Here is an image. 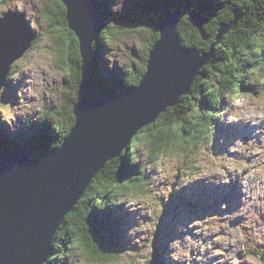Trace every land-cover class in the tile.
Listing matches in <instances>:
<instances>
[{
  "label": "rangeland",
  "instance_id": "374dc122",
  "mask_svg": "<svg viewBox=\"0 0 264 264\" xmlns=\"http://www.w3.org/2000/svg\"><path fill=\"white\" fill-rule=\"evenodd\" d=\"M55 1L0 0V13L8 9L22 11L29 22L33 35L31 47L8 70L9 73L11 71L15 73L11 78L15 84L12 86L3 85V88H0V140L2 141L5 137V145L8 144V147L17 152L27 153L24 147L16 150L13 146L14 143H17L15 141L22 143L23 133L26 141L24 144L30 143L28 132H31L34 127V123L30 120L38 121L48 117L49 110L59 105L63 94H71L70 85L76 75V69L71 64V59L74 61V57L70 56L65 37L61 35V33L63 34L61 28L51 26L53 17L48 18L45 14V10L50 6L52 10L56 9ZM105 1L113 6L114 14L119 13V15L122 14V9L124 6L127 7L128 3V0ZM119 2L120 5H118ZM154 6L156 9L153 13L155 16H159L161 13L159 3H155ZM55 13H58L57 9ZM99 14L101 16V13ZM65 20L66 22L63 24V22H59L60 17L57 18L59 24L63 25L62 28L66 27L67 32L71 31L76 38H80L77 39L80 40L81 47L84 49L83 44L88 45V37L81 39L83 29H78L79 27L75 24L82 20H73V17L70 23L67 18ZM67 37L69 40L71 39L70 35ZM113 41L105 40V52L102 51L103 54H100L98 59V71L105 77L116 73L129 62L134 64L137 60L134 55L140 51V40L135 34L117 36ZM85 47L87 48V46ZM83 65V58H81L80 69ZM8 77L9 75L6 82L9 80ZM81 77L82 74H80L79 81ZM226 78L225 74L221 75L222 81ZM261 84L262 82L259 81L255 86L257 90L253 89V94L246 91L239 94V99L223 98L224 104L221 111L224 112L225 117L222 119L228 124H232V122L236 124L231 128L237 132L236 135L231 137L227 134L226 138L221 136L218 140L212 139L206 148L195 149L196 152L191 155L196 154V156L190 157L184 152L173 153L169 154L166 160L148 164L146 173L151 181V186L149 185L151 187L149 194L151 195L145 198L139 195L127 194L122 197L112 194V197H109L108 201L104 203L109 207L102 209L112 212L113 209L119 208L121 211L118 213L115 211V214L121 218L108 220L94 212L88 221L83 222L86 226L87 237L97 233L99 238H102L107 231L113 229L115 231L118 226L117 222L122 219L128 228L126 232L123 227L120 228L118 238L129 242V247L124 251L126 254H123L125 256L122 258L126 263L129 259H133L134 264H146L148 257L151 259L153 256L156 257L157 252L154 250L156 246L165 241L167 242L166 246L160 247V258L169 259L172 264H239L235 263L237 260H240L242 264H259V260L255 255L248 253V249L252 248L254 243L259 246L264 244V84L263 87ZM259 88L263 91H258ZM52 119L49 117L46 121L51 125L47 130L51 135L56 130ZM43 131L38 133L39 137ZM32 142L38 148H41L37 144L39 142L48 144L43 139L35 137L33 140L31 139ZM34 145L31 146V149H35ZM61 145L52 151L59 149ZM181 146L183 147L184 144ZM125 148L129 149L130 147L128 145ZM189 148H186L188 155L190 154ZM139 149L144 152V148ZM38 157L41 156L34 158ZM185 160H188V163L193 160V162L203 164L201 167L203 170L197 171L202 172L201 175L196 173L198 176L189 180V196L188 192L184 193L180 189V187L188 188L185 180H188L189 172L178 171V167L183 166ZM107 162L106 167L103 166L105 169L103 173L98 174L101 172L99 170L98 178L95 175L91 179L90 183L93 187L110 183L116 161L112 158ZM139 164V159L131 162L132 166H139ZM191 174L196 175L194 172ZM191 182L194 185L191 186ZM161 188H164L166 192V189L171 192L172 189L181 191L187 195V199L193 201L196 207L195 210L184 207L173 214L167 213L166 219L169 222V228L165 229L159 227L161 220L157 218L162 212V209L159 210L161 206L158 204L160 198L168 200L167 194L160 192ZM84 192L77 198L73 209L63 216V222H66L67 225L64 229L67 232L65 234L67 237L76 234L75 226H82L80 218L86 210H82V208L89 207L82 198ZM203 192L205 193L202 194ZM206 195L208 201H212V206L198 205L200 199V202L205 201ZM81 198L82 201L76 207ZM187 202L189 203L188 200ZM208 208L210 209L207 210ZM212 209H220V212L213 215ZM196 211L201 212L202 215H197ZM126 212L128 215L124 216ZM130 214L135 218L130 220L128 218ZM190 214L193 217H190ZM175 227L176 231L170 237L171 231ZM73 235L69 240L73 238ZM76 237L75 242L78 243L80 235L76 234ZM211 242L213 243L211 244ZM75 247L77 246L72 244V252L68 251L65 258L62 259H59V254L55 258L54 253H49L50 255H47L46 262L43 264H120L115 260V256L107 257L102 263L98 259L90 261L83 250ZM48 258L51 262H48Z\"/></svg>",
  "mask_w": 264,
  "mask_h": 264
},
{
  "label": "trees",
  "instance_id": "16d2710c",
  "mask_svg": "<svg viewBox=\"0 0 264 264\" xmlns=\"http://www.w3.org/2000/svg\"><path fill=\"white\" fill-rule=\"evenodd\" d=\"M155 3H159L161 8L159 16H155L153 13L156 9ZM99 4L100 18L103 25L102 31H100L96 41H93L91 47L92 55L87 77L88 92L86 95L89 101L112 94L123 95L139 84L146 71L149 51L154 42L159 39L157 21L173 11H180L176 31L182 46L195 48L199 55L206 54L212 49V55L200 68L199 74L194 79L188 93L180 97L179 103L167 107L153 122L139 129L131 139L130 148L123 149L120 155L113 158L116 164L111 173L110 183L99 187H93L92 183L89 184L82 196L89 207L82 208V210L86 209L82 214V218H80L82 226L77 225L74 227L77 236L80 235L78 243L75 242L77 240L76 234H71L69 237L65 235L67 233L64 230L67 227L66 222L61 224L51 242L50 254L54 253L55 258L58 254L59 259L65 258L68 251L72 252L71 245L73 244L77 246L75 248L83 250L90 261L98 259L102 263L101 260L104 262L107 257L115 256V260L119 261L120 264H134L133 259H129L127 263L122 259L125 256L123 254H126L124 251L129 247V242L118 238L120 228L123 227L124 232L128 228L124 220L120 219L117 222L118 226L115 231H113L114 229L107 231L102 238H99L97 233L87 237L86 226L83 222L88 221L94 212L99 213L100 217H105L108 220L121 218L115 214V211L117 213L121 211L119 208L113 209L112 212L102 209L109 207L104 203L108 201L109 197H112V194L122 197L127 196V194L149 197L151 195L149 194L151 181L146 173L148 164H156L158 160H166L168 155L173 153L180 154L184 152L187 156H196V154L191 155L196 152L195 149L206 148V145L210 144L212 139L218 140L221 136L226 138L229 131L234 135L236 134L235 131L231 130L234 125H229L222 119L225 117L224 112L221 111L224 104L223 98L239 99V94L246 91L253 94V89L256 88L255 86L258 85L259 81L262 82L263 87L264 0H128L127 7L124 6L121 15L119 13L114 14L113 6L105 0H99ZM118 5H120V2ZM55 6L58 10L57 14L55 13L56 9L53 8L52 10L51 6L45 10V14L48 18L53 17L51 26L61 28L63 34L60 33L65 37L70 56L74 57V61L71 59V64L76 69V75L72 79V85H70L72 88L71 94H63V99L59 102V105L49 110L48 117L38 121L30 120L34 123L33 130L28 132L30 143L24 144L26 143L25 134L22 135V143L15 141L17 143H14L13 147L16 150L24 147L32 158L41 156L57 148L62 143L73 126V107L78 99V84L81 74L78 40L71 31L67 32L68 29L66 27L62 28L63 25L59 24V22H63V24L66 22V10L63 3L56 0ZM190 15L206 19L203 24L206 39H203L195 23L190 19ZM58 17H60L59 22L57 21ZM222 29L225 30V33L220 35ZM128 34H135L140 40V51L134 55L137 63L129 62L114 74H109L106 77L101 75L98 71V59L99 55L103 54L105 40L108 39L112 42L117 36ZM67 35H70V40ZM140 64L143 66L141 67ZM12 72L9 73L7 86L14 85L11 78L15 73ZM223 74L227 77L224 81L221 80ZM260 90L262 89L259 88L258 91ZM49 117L53 118V124L56 126V130L52 135L47 132L48 127L51 126L46 122ZM42 131L43 133L39 137L38 133ZM34 137L43 139L48 144L39 142L37 144L41 148H38L37 145H34V142L31 143V139L33 140ZM4 140L5 137L2 141L0 140V150L11 149L15 151L8 147V144L5 145ZM181 144H184V146L182 147ZM32 145H34L36 151L31 149ZM188 147H190L189 155L186 152ZM139 148H144V152H141ZM135 159L140 160L139 166L131 165V162ZM192 162L193 160L191 163L185 160L183 166L178 167V171L182 173L189 172L188 180H185L188 188L183 191L187 193L188 190V196L190 194L189 180L197 177L198 174L196 173L201 175L202 172L197 171L202 169L203 165L202 163ZM107 163L104 164V167ZM104 167L98 174L103 173ZM192 172L196 175L191 174ZM96 178H98V175ZM192 185H194L193 182H191ZM166 190L167 192L164 188H161L160 192L169 194L168 200L160 198L161 200L158 203L163 208L157 216L161 220L159 225L161 229L169 228V222L166 219L167 213L173 214L182 207L187 208L182 203L184 200L193 202L187 199V195L182 192L177 195L176 193L179 190L172 189V192ZM82 198L78 201L76 207L82 201ZM200 201L201 199L198 203L203 206L206 205ZM125 215H128L127 212L124 213ZM128 218L131 220L135 216L130 214ZM175 231L176 227L172 229L170 237ZM72 235L73 238L69 240ZM166 243L163 241L156 246L154 249L157 252L156 257L153 256L152 259L148 257L146 264H172L167 256L166 259L168 260L160 258V247H165ZM257 247L254 245L250 253L264 257V251ZM48 262H51L49 258Z\"/></svg>",
  "mask_w": 264,
  "mask_h": 264
},
{
  "label": "water",
  "instance_id": "95a60500",
  "mask_svg": "<svg viewBox=\"0 0 264 264\" xmlns=\"http://www.w3.org/2000/svg\"><path fill=\"white\" fill-rule=\"evenodd\" d=\"M61 2L69 23L72 17L82 20L75 23L83 29L81 39L88 37V45L79 46L84 65L73 108L74 124L60 148L41 157L0 150V264L45 263L64 214L73 209L95 174L129 145L139 129L188 93L212 55V49L199 55L195 48L180 44L176 31L180 11H173L157 21L159 39L149 51L139 84L123 95L89 101L91 43L103 25L100 15L94 14L100 13L99 0ZM190 19L206 39V19L193 15ZM31 30L23 12L10 9L0 17V88L12 64L31 47Z\"/></svg>",
  "mask_w": 264,
  "mask_h": 264
},
{
  "label": "bare ground",
  "instance_id": "6f19581e",
  "mask_svg": "<svg viewBox=\"0 0 264 264\" xmlns=\"http://www.w3.org/2000/svg\"><path fill=\"white\" fill-rule=\"evenodd\" d=\"M94 14L97 15V16L100 15L99 12L94 13ZM100 17H101V16H100ZM101 31H102V30H101ZM77 40H78V39H77ZM78 43H79L78 45L80 46V42H79V41H78ZM8 75H9V74H8ZM88 99H89V98H88ZM179 99H180V98H179ZM179 101H180V100H179ZM178 103H179V102H178ZM23 134H24V133H23ZM10 150H11V149H10ZM101 170H102V169H101ZM98 172H99V171H98ZM95 175H97V173H96ZM202 194H203V193H202Z\"/></svg>",
  "mask_w": 264,
  "mask_h": 264
}]
</instances>
